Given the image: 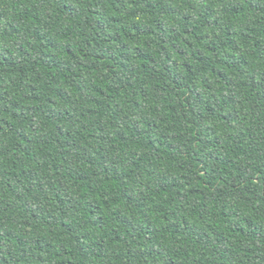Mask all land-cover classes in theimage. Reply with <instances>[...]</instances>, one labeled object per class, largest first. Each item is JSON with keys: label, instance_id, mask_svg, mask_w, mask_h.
Instances as JSON below:
<instances>
[{"label": "trees", "instance_id": "trees-1", "mask_svg": "<svg viewBox=\"0 0 264 264\" xmlns=\"http://www.w3.org/2000/svg\"><path fill=\"white\" fill-rule=\"evenodd\" d=\"M0 264H264V0H0Z\"/></svg>", "mask_w": 264, "mask_h": 264}]
</instances>
